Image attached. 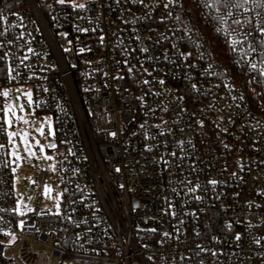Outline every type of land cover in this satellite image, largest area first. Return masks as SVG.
<instances>
[{
	"label": "built area",
	"instance_id": "obj_1",
	"mask_svg": "<svg viewBox=\"0 0 264 264\" xmlns=\"http://www.w3.org/2000/svg\"><path fill=\"white\" fill-rule=\"evenodd\" d=\"M21 1L0 0L1 264H264V8ZM18 87L55 121L57 211L15 207Z\"/></svg>",
	"mask_w": 264,
	"mask_h": 264
},
{
	"label": "rangeland",
	"instance_id": "obj_2",
	"mask_svg": "<svg viewBox=\"0 0 264 264\" xmlns=\"http://www.w3.org/2000/svg\"><path fill=\"white\" fill-rule=\"evenodd\" d=\"M7 93V96L4 95V102L8 105L5 110V123L15 207L23 213L35 210L57 211L63 202V193L58 187L56 175L59 153L56 147L49 146L50 142L58 140L54 118L36 109L30 90L18 87L10 89ZM9 133L15 135L10 138ZM41 171L47 173L43 185H40L38 180ZM4 255L11 259V248L5 247ZM53 264L75 262L55 260Z\"/></svg>",
	"mask_w": 264,
	"mask_h": 264
},
{
	"label": "snow or ice",
	"instance_id": "obj_3",
	"mask_svg": "<svg viewBox=\"0 0 264 264\" xmlns=\"http://www.w3.org/2000/svg\"><path fill=\"white\" fill-rule=\"evenodd\" d=\"M61 3L64 2V0H60ZM217 2L224 4L225 6H228L229 4H231L233 7H237V8H243L245 5L251 3L253 5V7L256 8H264V0H217ZM81 7H83V5H81ZM245 11H247V9H245ZM259 15V14H258ZM236 23H239V21H235ZM261 32H264V27H262ZM147 83V81H145ZM161 83H163V81H161ZM3 95L7 96L8 93L5 92L3 93ZM22 119V117L20 118ZM9 123H11V121H8ZM25 123H27V121H25ZM15 135L14 133H9V137L11 138V136ZM49 159H51V157H48Z\"/></svg>",
	"mask_w": 264,
	"mask_h": 264
},
{
	"label": "trees",
	"instance_id": "obj_4",
	"mask_svg": "<svg viewBox=\"0 0 264 264\" xmlns=\"http://www.w3.org/2000/svg\"><path fill=\"white\" fill-rule=\"evenodd\" d=\"M1 2L7 9L14 8L16 5L18 6V4L20 5V3H22L21 0H1ZM2 261L4 262L6 260L3 256V251L0 249V264Z\"/></svg>",
	"mask_w": 264,
	"mask_h": 264
},
{
	"label": "water",
	"instance_id": "obj_5",
	"mask_svg": "<svg viewBox=\"0 0 264 264\" xmlns=\"http://www.w3.org/2000/svg\"><path fill=\"white\" fill-rule=\"evenodd\" d=\"M54 144H55L54 141H53V142H50V143H49L50 148L53 147Z\"/></svg>",
	"mask_w": 264,
	"mask_h": 264
}]
</instances>
